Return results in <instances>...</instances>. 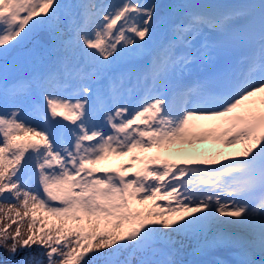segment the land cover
Here are the masks:
<instances>
[{"label":"snow or ice","instance_id":"snow-or-ice-1","mask_svg":"<svg viewBox=\"0 0 264 264\" xmlns=\"http://www.w3.org/2000/svg\"><path fill=\"white\" fill-rule=\"evenodd\" d=\"M78 7L80 20L69 10L74 36L65 40L54 28L62 54L35 81L44 123L24 115L31 82L9 81L7 65L0 73V264H132L137 254V264H182L167 258L181 236H203L201 255L264 264V0L188 6L169 38L150 46L153 17L166 6L88 0ZM58 9L56 0H0V50L7 55ZM202 26L246 53L188 87L180 77L206 54L192 49ZM178 44L186 49L180 54ZM77 54L86 65L69 68ZM118 57H148L134 70L143 98L127 103L114 82L111 103H94L84 81ZM206 141L235 150L219 158L171 151ZM114 156L128 162L113 166ZM189 264L230 261L217 255Z\"/></svg>","mask_w":264,"mask_h":264},{"label":"rangeland","instance_id":"rangeland-1","mask_svg":"<svg viewBox=\"0 0 264 264\" xmlns=\"http://www.w3.org/2000/svg\"><path fill=\"white\" fill-rule=\"evenodd\" d=\"M108 0H95L96 3H104L106 4ZM146 2L150 3V0H145ZM88 0H56V3L60 6H62V8L65 9V14L60 15L59 13V9L57 12V15L55 18H53L50 21H45L42 24H38L32 28H29L31 30V37H29L27 39L26 42H19L17 44H15L12 48L7 49V53L14 48L13 53H11L9 56L4 54V51L2 50L0 53V73L3 72L4 67L2 66V63H6L7 65V76L8 79L12 78L14 75L16 74H20V73H24V72H29V73H35L36 71H39L41 69H44L46 66L51 65L53 63V60L51 61L50 59H57V57L59 55H61L62 53L57 51V45L56 42L53 39V32H54V28L58 27L63 33H64V39L68 40L71 36H74V33L69 31L70 28V17H69V10H71V12L73 14H77V20H78V14L81 12V9L78 7V5L83 4V3H87ZM65 28H67V30L65 31ZM160 23H156L154 25V31L156 34L158 35V41H160L161 39V34L162 32L160 31ZM40 31H44L47 33L48 35V41H46L43 37H39V32ZM161 32V33H160ZM32 39V40H31ZM30 45H32L34 47V49L37 51V55L35 58H39L43 57V62L38 66H35L34 64H32L33 61L31 62H27L24 59H19L16 58V55L18 52L25 50L27 47H29ZM50 56H48V55ZM48 56V58H46ZM122 58H117L115 60L112 61L111 65H113L114 63H116L117 61H119ZM21 61V62H19ZM73 62H77L79 64H81V66H85L86 62L80 57L79 54L76 55V57L72 60ZM71 63V64H72ZM70 64V65H71ZM100 76V75H99ZM98 77V76H96ZM95 77V78H96ZM94 79H89L86 81H95ZM96 82V81H95ZM139 89L137 92H139L140 94H144V86L142 84H139ZM66 90V88H65ZM33 92H36L38 95L40 94V90L36 87L32 88L31 90H29L26 94V96H28V94H31ZM67 96V95H66ZM98 96V95H97ZM104 99V101L107 103V100L105 99V97H102ZM89 99L92 101V98L89 97ZM98 97L95 98V100L93 101L94 103L97 101ZM123 99H125V101L129 104H134L137 103L138 101H140L139 99H137V95L134 94L133 96H125ZM36 101V103H31V101ZM40 95L39 98L36 99L34 98L31 101H27L24 104V114L28 113V115H31V119L32 120H36L37 122H39L40 124L44 123V113L43 110L41 108L42 103L40 102ZM0 102H2V98H0ZM58 111H62V110H58ZM58 120H61V118L57 117ZM65 123V122H63ZM67 124V123H65ZM194 146V152H196V148L197 145H193ZM192 146V148H193ZM174 149H171V151H173ZM153 152H155L156 150L153 149ZM125 160L127 161V157H125ZM112 165H118V163H115L114 160H110L109 161ZM128 162V161H127ZM202 239L199 238V241L197 240V242L201 243ZM202 244V243H201ZM200 245V244H199ZM199 245L196 247H193L194 250L189 251V258L190 260H195V259H206V260H214L217 255H214V257L209 256L207 257L206 255H201L200 250H199ZM199 252V253H198ZM133 257V256H132ZM130 257V258H132ZM123 257H121L122 259ZM220 258L222 259H228L227 256H220ZM238 261V259H236ZM235 260V262H236ZM239 262V261H238ZM232 262L230 261V264Z\"/></svg>","mask_w":264,"mask_h":264},{"label":"bare ground","instance_id":"bare-ground-1","mask_svg":"<svg viewBox=\"0 0 264 264\" xmlns=\"http://www.w3.org/2000/svg\"><path fill=\"white\" fill-rule=\"evenodd\" d=\"M119 3H120V0H108L106 4H113V5H115V4H119ZM146 3H148V2H146ZM60 7H62V6H60ZM79 18L80 17L78 16V20H79ZM158 23H159V21H158ZM40 24H42V23H40ZM66 30H67V28H65V31ZM154 33H155V31H154ZM158 35L159 34H157V32H156V34H153V39L148 42L149 46L152 45L154 42H157ZM29 37H31V30L30 29L27 30L26 34L23 35V39H20L19 42H23L24 43V42L27 41V39ZM195 38L197 40H199V38H197V37H195ZM11 50H12V53H13L14 49H11ZM1 51L2 50H0V53H1ZM36 56H38L37 55V51L34 49V47L32 45H30L25 50H22V51L18 52L17 55H16V58L24 59L27 62L33 61L32 64H34L35 66H38L41 63H44L43 62L44 61L43 60V57H40L39 56V58H35ZM19 62H21V61H19ZM5 65H6V63H2V66L3 67ZM57 91L59 93H61V94L67 95V96L68 95H74V94H69L68 92L64 91L63 90V87H60L59 89H57ZM39 95L36 92H33L31 94H28V96L25 97L26 102L27 101H31L34 98L38 99L39 98ZM124 101H125V99H124ZM34 102L36 103L35 100L34 101H31V103H34ZM39 103H42V101L40 100ZM107 103H108V100H107ZM2 107H3V101L0 102V108H2ZM24 115L29 120H31L34 124H40L36 120H32L30 114L28 115V113H26ZM59 118H61V120L63 122H65V123H70L69 121L63 120V117H59ZM196 145H197L196 152L198 154H203L205 156H215L216 158H219V154H225V155L226 154H231L235 150L232 146H225V145H222V144H215V143H212L210 141H206L204 143L196 144ZM192 146L193 145H176L172 149H174L173 151H175L177 148H184V149H187L188 151H193L194 152V150H193L194 149V146H193V148H192ZM236 147L239 148L240 146H236ZM110 160H114L115 163H118V164L121 161L127 162L125 160V157H115L114 156V157H111ZM199 238L202 239L201 243H203L204 237L201 236ZM176 240H177V243L171 246V248L173 250L171 251L169 257H167V258H170V259H172L174 261H177V262H182V264H189V262L191 261L190 258H189V251L194 250L193 247H196V246H198L201 243L197 242V238H193V237H183V236H181V237H177ZM230 254H233V253H230ZM233 255L236 256V258L234 259V261L236 259H238V261H240V260L243 259V257L240 256V255H238V254H233ZM138 256H139V254H137L136 256H133L132 258H130L131 261H132V264H137V257ZM206 256L207 257H209V256L214 257V254H212V255H206ZM255 258L258 259V257H255Z\"/></svg>","mask_w":264,"mask_h":264},{"label":"water","instance_id":"water-1","mask_svg":"<svg viewBox=\"0 0 264 264\" xmlns=\"http://www.w3.org/2000/svg\"><path fill=\"white\" fill-rule=\"evenodd\" d=\"M40 34H41V37H43L46 41H48V36H47V33H46V32L41 31ZM11 53H12V50H10V51L7 53V56H9Z\"/></svg>","mask_w":264,"mask_h":264}]
</instances>
